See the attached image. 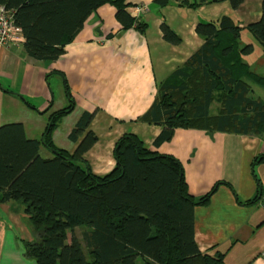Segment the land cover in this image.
I'll list each match as a JSON object with an SVG mask.
<instances>
[{"label": "trees", "instance_id": "1", "mask_svg": "<svg viewBox=\"0 0 264 264\" xmlns=\"http://www.w3.org/2000/svg\"><path fill=\"white\" fill-rule=\"evenodd\" d=\"M168 1L155 0L160 6ZM226 1L230 12L198 22L203 43L158 83L152 105L138 118L161 127L153 146L124 133L109 172L96 173L86 158L98 140L92 112L84 111L69 133L78 142L73 151L54 142L55 129L75 107L69 89V104L49 115L42 138H29L20 121L0 125V192L25 205L36 234L22 243L25 258L36 264H225L223 253L202 252L195 237L197 206L224 182L195 197L182 161L158 148L188 128L264 139V97L254 94V86L264 88V75L244 60L253 45L243 42L249 36L264 49V0L260 18L244 26L235 12L245 0ZM106 3L115 7L122 31H144L145 23L127 10L128 0H0L22 28L25 53L37 61L57 60ZM161 27L167 42L182 41L167 22ZM42 146L53 155L44 157ZM262 161L258 154L253 163Z\"/></svg>", "mask_w": 264, "mask_h": 264}, {"label": "crops", "instance_id": "2", "mask_svg": "<svg viewBox=\"0 0 264 264\" xmlns=\"http://www.w3.org/2000/svg\"><path fill=\"white\" fill-rule=\"evenodd\" d=\"M209 1L169 0L160 6L155 0H128L127 10L145 23L142 33L135 27L122 31L115 7L103 4L55 61L30 58L23 42L0 47V125L20 121L29 138H42L49 115L69 104V89L75 107L62 119L64 125L61 122V127L55 129L54 142L73 151L78 142L71 141L69 133L84 111L92 112L90 128L98 140L86 157L90 163L94 161L91 165L96 173L109 172L115 165L110 150L116 137L133 132L146 145H153L161 127L138 118L152 105L158 83L203 43L195 30L198 22L230 10L226 0ZM197 2L198 6H189ZM140 6L146 8L137 10ZM261 6L249 8L254 17L245 23L260 18ZM163 22L181 36L179 44L164 39ZM109 33L114 36L108 37ZM55 84L62 88L58 98ZM3 97L12 101L9 106L1 103ZM23 98L31 105H19ZM47 150L41 147V154L46 155ZM158 150L182 161L189 190L195 197L224 182L217 185L206 205L196 208L195 237L201 251L223 253L225 264H264V161L253 163L256 155L264 154V139L177 129ZM32 234L25 205L7 190L1 191L0 264H36L23 254L22 243L34 240Z\"/></svg>", "mask_w": 264, "mask_h": 264}, {"label": "rangeland", "instance_id": "3", "mask_svg": "<svg viewBox=\"0 0 264 264\" xmlns=\"http://www.w3.org/2000/svg\"><path fill=\"white\" fill-rule=\"evenodd\" d=\"M213 2H217V1H212V3ZM258 5H262V2H260V0H249V1H247V2H244L243 4H242V6H240L239 8H238V13L237 12H235L236 13V15H239L240 17V21H241V23H245V22H247L248 20H250L251 18H253L254 17V14H251L250 13V11H251V9L254 7L255 9L258 7ZM250 6H252V7H250ZM146 8V7H145ZM249 8H251L250 10H249ZM137 9H138V7H137ZM223 12H230V10H228V11H223ZM245 12V13H244ZM256 13V12H255ZM216 17V16H215ZM247 17H248V19H247ZM247 23H245V25H246ZM244 44H247V43H252V45H253V49H252V51H251V53H249V54H247V55H245V58H244V60L249 64V66H250V68L251 69H254V70H256L258 73H260V74H263L264 75V49L262 48V46L259 44V43H257L256 41H254L251 37H245V39H244ZM14 43H20V42H14ZM11 43H6V44H1L0 45V47H8L9 45H10ZM13 44V43H12ZM55 86V88H54V92L56 93V97L58 98L59 96H60V94H62V88H60L58 85H54ZM9 91H11L10 89H9ZM14 91V90H13ZM254 94L256 95V96H260V97H264V88L263 87H258L257 85L256 86H254ZM6 100V101H5ZM9 102H12V101H10V100H8V98H5V97H3V99H2V101H1V103L4 105V106H6V104L9 106ZM19 103V105H23V103H25V101L22 99V101H20V102H18ZM217 105V104H216ZM12 109V108H11ZM13 109H17V108H13ZM5 110H7L6 108H5ZM62 122V123H61ZM60 123H61V125L63 126L64 125V123H65V121H61ZM143 122V121H142ZM145 123H147V122H145ZM147 124H149V123H147ZM61 125L59 124V126L58 127H61ZM153 125V124H152ZM57 127V128H58ZM62 132V131H61ZM147 135H149V134H147ZM120 137V136H119ZM119 137H116L115 139H114V141H113V149H112V152H111V150H110V155L111 156H113L114 157V154H113V151H114V147H115V144H116V142H117V140H118V138ZM62 138H63V134L59 137V139L60 140H62ZM145 138H148V136L146 137L145 136ZM150 139V138H149ZM197 140H198V138H197ZM108 142V141H107ZM108 144L110 145V142H108ZM151 146H153V145H151ZM42 147H45V146H42ZM110 148V147H109ZM102 149V148H101ZM100 150V149H99ZM105 154H106V157H107V153L105 152ZM53 155V153L51 152V150H47L46 151V155H44V157H50V156H52ZM112 157V158H113ZM87 158V157H86ZM114 159V158H113ZM91 162V160L89 159V163ZM94 162V161H93ZM93 162L92 163H90V165L92 164L93 165ZM92 165H91V167H92ZM95 165V164H94ZM94 170V169H93ZM99 174H101V173H99ZM31 229V228H30ZM78 231V230H77ZM79 233V232H78ZM33 236H36V234H32ZM70 236H71V234H70Z\"/></svg>", "mask_w": 264, "mask_h": 264}, {"label": "built area", "instance_id": "4", "mask_svg": "<svg viewBox=\"0 0 264 264\" xmlns=\"http://www.w3.org/2000/svg\"><path fill=\"white\" fill-rule=\"evenodd\" d=\"M137 8V7H136ZM145 8L138 7L137 10ZM22 28L14 22L12 12L4 4H0V45L6 43L23 42Z\"/></svg>", "mask_w": 264, "mask_h": 264}]
</instances>
